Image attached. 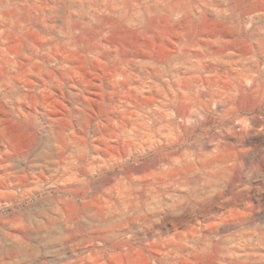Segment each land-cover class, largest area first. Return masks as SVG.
<instances>
[{"label": "rangeland", "instance_id": "obj_1", "mask_svg": "<svg viewBox=\"0 0 264 264\" xmlns=\"http://www.w3.org/2000/svg\"><path fill=\"white\" fill-rule=\"evenodd\" d=\"M0 264H264V0H0Z\"/></svg>", "mask_w": 264, "mask_h": 264}]
</instances>
